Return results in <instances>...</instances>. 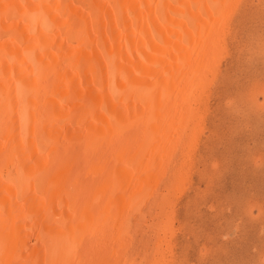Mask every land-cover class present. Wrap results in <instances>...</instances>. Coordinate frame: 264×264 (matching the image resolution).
Returning a JSON list of instances; mask_svg holds the SVG:
<instances>
[{
	"label": "bare ground",
	"instance_id": "6f19581e",
	"mask_svg": "<svg viewBox=\"0 0 264 264\" xmlns=\"http://www.w3.org/2000/svg\"><path fill=\"white\" fill-rule=\"evenodd\" d=\"M235 6L0 0V264H110L116 206L176 127L180 90L196 86Z\"/></svg>",
	"mask_w": 264,
	"mask_h": 264
},
{
	"label": "rangeland",
	"instance_id": "374dc122",
	"mask_svg": "<svg viewBox=\"0 0 264 264\" xmlns=\"http://www.w3.org/2000/svg\"><path fill=\"white\" fill-rule=\"evenodd\" d=\"M233 11L192 74L197 87L180 90L176 127L133 179L138 194L116 206L110 264H264V0ZM92 156L79 158L85 188Z\"/></svg>",
	"mask_w": 264,
	"mask_h": 264
}]
</instances>
